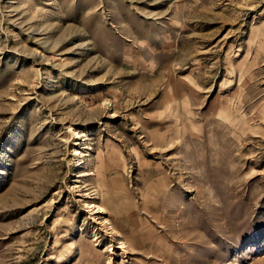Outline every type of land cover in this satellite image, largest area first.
<instances>
[{
	"label": "rangeland",
	"instance_id": "374dc122",
	"mask_svg": "<svg viewBox=\"0 0 264 264\" xmlns=\"http://www.w3.org/2000/svg\"><path fill=\"white\" fill-rule=\"evenodd\" d=\"M0 264H264V0H0Z\"/></svg>",
	"mask_w": 264,
	"mask_h": 264
},
{
	"label": "bare ground",
	"instance_id": "6f19581e",
	"mask_svg": "<svg viewBox=\"0 0 264 264\" xmlns=\"http://www.w3.org/2000/svg\"><path fill=\"white\" fill-rule=\"evenodd\" d=\"M92 207V206H91Z\"/></svg>",
	"mask_w": 264,
	"mask_h": 264
}]
</instances>
